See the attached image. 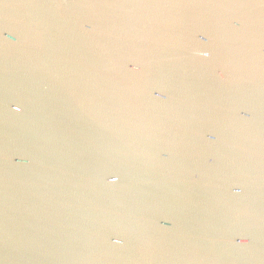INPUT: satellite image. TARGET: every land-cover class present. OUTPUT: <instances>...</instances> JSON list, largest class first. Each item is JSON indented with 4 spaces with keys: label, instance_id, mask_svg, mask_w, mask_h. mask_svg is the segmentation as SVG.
<instances>
[{
    "label": "water",
    "instance_id": "95a60500",
    "mask_svg": "<svg viewBox=\"0 0 264 264\" xmlns=\"http://www.w3.org/2000/svg\"><path fill=\"white\" fill-rule=\"evenodd\" d=\"M240 14L264 37L260 0H0V264H264Z\"/></svg>",
    "mask_w": 264,
    "mask_h": 264
},
{
    "label": "clouds",
    "instance_id": "9594fccd",
    "mask_svg": "<svg viewBox=\"0 0 264 264\" xmlns=\"http://www.w3.org/2000/svg\"><path fill=\"white\" fill-rule=\"evenodd\" d=\"M54 7L56 10H58L60 12L61 15H63L64 7H65L63 4H56ZM87 7L91 8V7H96V6L89 5ZM106 7H115V6H106ZM161 7H165V6L136 5V6H133L131 9H129V11L132 12V11L143 10L145 12L146 18H150V16L148 14L151 13L154 15V14L159 13L158 10ZM211 7L225 8L226 6H224V5H213ZM260 7H264V3H260ZM237 16L242 17L245 20L246 25L248 27L249 22L246 19V17L243 14H240ZM237 16H235V17H237ZM233 23L234 24L236 23L235 19L233 20ZM252 36H253L252 39H247L245 37L244 33L239 35V39L244 41V43L252 45V47L247 49V51L250 53V56L246 60L242 59L241 62L237 66V71L239 73L240 80H242L243 82H246V83H254L257 80L264 81V59H261L262 57H264V37L257 39V38H255L256 37L255 33H253ZM257 51H259V53H260L259 56L256 55ZM221 79H223L222 76H221ZM245 116L247 117V114H245ZM251 155L257 156L259 154L256 151H252ZM234 191L236 193H239L240 188L236 187V188H234ZM185 260H186V264H192L193 257H187V258H185Z\"/></svg>",
    "mask_w": 264,
    "mask_h": 264
},
{
    "label": "snow or ice",
    "instance_id": "6c2138e0",
    "mask_svg": "<svg viewBox=\"0 0 264 264\" xmlns=\"http://www.w3.org/2000/svg\"><path fill=\"white\" fill-rule=\"evenodd\" d=\"M234 2L240 3L241 0H234ZM260 3H264V0H260ZM234 19L236 20V23L234 24L233 21H229V24L231 26L232 32L235 33L237 36H239L246 31L247 25H246L245 20L240 16H237ZM241 246L243 247V246H247V245L245 244V245H241Z\"/></svg>",
    "mask_w": 264,
    "mask_h": 264
}]
</instances>
